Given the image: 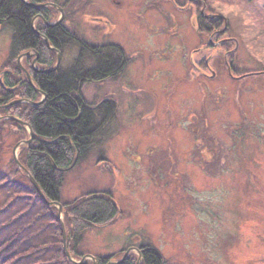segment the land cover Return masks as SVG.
<instances>
[{
    "label": "rangeland",
    "instance_id": "rangeland-1",
    "mask_svg": "<svg viewBox=\"0 0 264 264\" xmlns=\"http://www.w3.org/2000/svg\"><path fill=\"white\" fill-rule=\"evenodd\" d=\"M53 1L63 10L51 8L49 24L61 22L89 45H119L127 64L115 80L81 83L87 104L109 100L115 109L85 157L59 173L60 215L54 204L55 214L45 211L13 167L14 147L28 139L0 120V245L9 242L0 264H59L63 205L107 193L117 216L80 233L77 259L66 236L75 261H116L131 245H144L161 264H264V0H203L237 42L226 64V49L208 46L191 12L167 0L142 18L133 13L142 0L133 12L129 0L124 9L113 5L118 0ZM13 39L12 27L0 25V80L15 63ZM78 54L77 45L67 46L60 67ZM192 61L202 63L195 78ZM230 62V74L243 77L228 74ZM30 247L33 253L16 257Z\"/></svg>",
    "mask_w": 264,
    "mask_h": 264
},
{
    "label": "trees",
    "instance_id": "trees-1",
    "mask_svg": "<svg viewBox=\"0 0 264 264\" xmlns=\"http://www.w3.org/2000/svg\"><path fill=\"white\" fill-rule=\"evenodd\" d=\"M47 0H29L32 4L27 5L21 0H0V25L12 27L14 39L10 48L11 60L22 53L31 50L39 53L41 70H48L55 64V54L49 51L42 40L31 30V19L41 14L46 20L51 19V9L35 7L45 4ZM57 4L56 1H53ZM201 31H206L205 25L199 23ZM50 41V45L59 53L63 54L67 46L77 45L79 56L91 50L88 43L78 40L67 30L58 32L57 28L43 29L40 31ZM42 42V43H41ZM120 51V50H119ZM119 51L117 54L120 55ZM100 59L95 70H83L81 63L76 61L67 69L59 67L52 72H38L33 75V86L23 77L14 80L6 77L3 87L9 89L0 96V116L15 117L23 124L28 125L33 136L29 144L20 147L18 161L29 173L39 186L46 200L58 204L60 202V189L62 171L70 170L79 163L87 151L93 147L95 136L104 128L105 120L114 112V105L105 102L100 108L94 109L89 106L81 96L80 86L84 80H96L115 73L120 64L111 57L98 56ZM17 74L21 75L17 69ZM19 88L10 90L13 87ZM45 96L39 105L13 104L4 107L16 100L38 102ZM100 118V119H98ZM3 124L16 136L29 139L24 125L16 120H4ZM16 171L25 178L30 185V191L37 198L49 214V208L55 214L56 210L46 205L33 187L26 173L18 168L15 161H11ZM15 183V181H12ZM10 183V182H9ZM11 184V183H10ZM63 220L66 228L67 248L73 258H79L76 247L80 240V233L89 227L106 225L117 216V205L107 194H90L63 205ZM55 216V215H54ZM56 217V216H55ZM59 227V226H58ZM59 238L61 231L58 228ZM0 245V250L7 248V244ZM61 244V240L59 241ZM35 247L28 248L16 257L23 258L35 251ZM143 264H161L158 252L151 246L140 248ZM123 255V253H122ZM121 255V256H122ZM71 256V257H72ZM120 256V257H121ZM59 264H75L69 261L63 252L57 257ZM110 257H100L98 264H108ZM13 258H9L11 263ZM79 261V260H78ZM137 257L129 255L121 264H135ZM80 264H93L85 261Z\"/></svg>",
    "mask_w": 264,
    "mask_h": 264
},
{
    "label": "flooded vegetation",
    "instance_id": "flooded-vegetation-1",
    "mask_svg": "<svg viewBox=\"0 0 264 264\" xmlns=\"http://www.w3.org/2000/svg\"><path fill=\"white\" fill-rule=\"evenodd\" d=\"M23 3L27 4V5H32L29 0L23 1L21 0ZM112 1V0H111ZM114 1V0H113ZM166 0H142L141 5L138 7V11L137 9L135 10V12L132 11L133 7H136L139 5L140 1L137 0H129V4H131L129 11L133 12L134 14L137 15V17L142 18L143 14H146V11H149L150 8H152L153 10H155V7H157L159 10H162V2H165ZM170 2V4L175 8L176 11L178 12H188L190 11V18L194 20V23L197 26L199 25V23L201 25H205L206 28V32L208 33L209 37H208V46L210 47H216V48H225V53H224V63L226 64V57L229 59V56L232 55V50L234 52V49H236L237 46V42L234 40H232L233 38L227 37L226 36V31L227 28L224 29L225 26V21L222 20L220 17H215L214 13L210 12L207 7L206 4L203 0H184L182 2V0H167ZM152 3V4H151ZM49 4L54 5V6H49ZM45 5L43 8L47 7L49 9L51 8H55L56 10H58L59 14L60 9L63 10V5L62 6H58V4L54 3V2H49V0H47L45 2ZM115 6L118 7H123V9L125 8L124 5V0H118L117 4H113ZM128 6V3H127ZM152 6V7H150ZM156 8V9H157ZM51 18V17H50ZM49 20H46L44 18L43 15L38 14L32 17L31 19V30L37 35V37H39L40 40H42V42H44L43 44L45 45V47L53 52L54 54H58L59 51L55 50L50 44V41H48V39L40 32L43 29H54L57 28L58 32H61V30H67L63 24H61V22H59L57 25H53V26H49ZM101 23H103L105 26L109 24V22L107 20H104L103 18L99 20ZM222 25V27H220ZM199 28V26H198ZM68 31V30H67ZM49 43V46L52 47V49L49 48V46H47V42ZM79 40V39H78ZM41 42V43H42ZM233 45L232 50L228 48V46ZM91 50L88 51L90 56L89 57H82L79 56L77 58H75L73 64H75L76 61H79V63H81V68L83 70H95L98 67V60L100 59L98 56H102V57H111L113 60H115L117 57V61L120 64L119 68L117 69V71L115 73H112L111 75L108 76H104L103 78L100 79H96L98 81H103V80H115L116 77L118 76V73L123 70V68L126 66V62H127V58L123 56L122 54V48H119V45L116 44H104V45H90ZM229 49V50H228ZM120 50V51H119ZM119 51L120 55L117 54V52ZM197 52V50L195 51ZM61 56L62 54L59 53ZM22 56V57H21ZM21 57V58H20ZM116 57V58H115ZM11 59V57H10ZM87 60L92 61L93 66L89 67L90 62H88L89 64H87ZM192 60V58H191ZM19 61H22L23 63L21 64V66L23 67L21 69V66L17 63ZM209 60H206L203 64L205 66V68L208 70L210 69L209 67ZM14 66L12 67L11 71L8 70H3L2 74H3V79L0 80V86L2 87V89L6 92L9 91L8 88L3 87V84L6 80V77L10 78L13 80V82H15L14 80L20 79L25 77L27 79V75L30 76L31 79H33V75L38 73L41 70L40 67V56L39 53L31 50L29 52H25L22 53L20 56H17L14 60H13ZM57 62V60H56ZM55 66V64H54ZM54 66H52L50 69H52ZM192 66L194 67L195 72L193 71L191 76L193 78L196 77V72L197 70L199 71L200 68H202V63L201 62H194L192 61ZM60 67V65L56 68L58 69ZM17 69L20 71L21 75L17 74ZM55 69V70H56ZM228 70V74L230 76H232L233 79L238 80V78L240 79V77H235L233 75H231L233 73V67H232V62H230V68L227 67ZM52 72V71H51ZM231 72V74H230ZM28 80V79H27ZM20 85H18L17 87H13L10 90H14L19 88ZM109 102V100H104V101H100L97 105H91L88 104L89 106H91L94 109H98L100 108L104 103ZM144 245H139L138 247H136L135 245H131L127 251V257H129V255H134L137 257V261L135 264H143V258L142 255L140 253V248L143 247ZM136 249V250H135ZM135 250V251H133ZM127 251H125L124 253H126ZM123 253V255H124ZM122 255V256H123ZM121 256V257H122ZM120 257V259H121ZM126 257V258H127Z\"/></svg>",
    "mask_w": 264,
    "mask_h": 264
},
{
    "label": "water",
    "instance_id": "water-1",
    "mask_svg": "<svg viewBox=\"0 0 264 264\" xmlns=\"http://www.w3.org/2000/svg\"><path fill=\"white\" fill-rule=\"evenodd\" d=\"M44 6H47V5H45V4L35 5V7H44ZM49 6H54V5L49 4ZM49 26H52V25L49 24ZM225 28H226V25L224 26V29H225ZM45 40H46V39H45ZM46 42H47V40H46ZM47 46H49V43H48V42H47ZM49 48L52 49V47H50V46H49ZM57 55H58V57H57V62H56V65L54 66V68H52V69H50V70H49V69H48V70H40L39 72H51V71L55 70V69L59 66V61H60V58H59V57H60V54L58 53ZM21 57H22V56H21ZM21 57H20V58H21ZM27 79H28L30 85L33 86L32 79L30 78L29 75H27ZM44 98H45V96L42 95V98L39 100V102H28V101H26V100H16V101H13V102L9 103L8 105H6V106H4V107H9V106H11V105H13V104H17V103H28V104H32V105H38V104H40V103L43 101ZM0 109H1V108H0ZM3 119L16 120V121H18L19 124L26 126V128H27V130H28V133H29V136H30V137H29V139H28L27 141H25V142H23V143H24V144H29V143H30L33 134H32V132H31V130H30V128H29L28 125L23 124L21 121H19V120H18L17 118H15V117H4V118L2 117V118H0V120H3ZM21 144H22V142L16 144V146L14 147V153H13L14 156H13V159H14V161H15V164H16L20 169H22V170L26 173V175L28 176V178H29L30 182L32 183L33 187H34L35 190L38 192L40 198L46 203V205H48V206H53L54 203H51V202H49V201L46 200V198H45V196L43 195V193L41 192L39 186L35 183V181H34L33 178L29 175V173H28V172H27V171H26V170L20 165V163H19V161H18V159H17V157H16V155H15V151L20 147ZM54 205H57L58 213H59V215H60V214H61V211H62V207L60 206V204H54ZM60 223H61V222H60ZM61 231H62V249H63V251H64L65 256L68 258L69 261H71V262H73V263H75V264H80V263H83L86 259H90V260L93 261L94 264H97L96 259H95L94 257H91V256L84 257V258H83L82 260H80L79 262L73 260V258L71 257L69 251H68L67 248H66V235H65V230H64L63 224H61ZM127 254H128V251H127L126 253H124L123 257H122L119 261H117V262H109L108 264H121V263L126 259Z\"/></svg>",
    "mask_w": 264,
    "mask_h": 264
},
{
    "label": "bare ground",
    "instance_id": "bare-ground-1",
    "mask_svg": "<svg viewBox=\"0 0 264 264\" xmlns=\"http://www.w3.org/2000/svg\"><path fill=\"white\" fill-rule=\"evenodd\" d=\"M138 264V263H137Z\"/></svg>",
    "mask_w": 264,
    "mask_h": 264
}]
</instances>
